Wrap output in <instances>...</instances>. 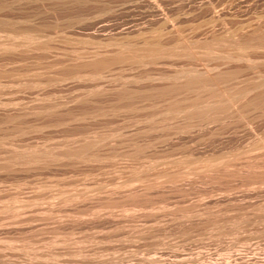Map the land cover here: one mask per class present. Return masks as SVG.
<instances>
[{"label":"rangeland","instance_id":"374dc122","mask_svg":"<svg viewBox=\"0 0 264 264\" xmlns=\"http://www.w3.org/2000/svg\"><path fill=\"white\" fill-rule=\"evenodd\" d=\"M0 264H264V0H0Z\"/></svg>","mask_w":264,"mask_h":264}]
</instances>
